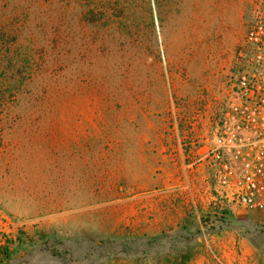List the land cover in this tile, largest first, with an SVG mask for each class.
I'll list each match as a JSON object with an SVG mask.
<instances>
[{
    "label": "rangeland",
    "instance_id": "rangeland-1",
    "mask_svg": "<svg viewBox=\"0 0 264 264\" xmlns=\"http://www.w3.org/2000/svg\"><path fill=\"white\" fill-rule=\"evenodd\" d=\"M256 2L0 0V264H264L198 153Z\"/></svg>",
    "mask_w": 264,
    "mask_h": 264
},
{
    "label": "built area",
    "instance_id": "built-area-1",
    "mask_svg": "<svg viewBox=\"0 0 264 264\" xmlns=\"http://www.w3.org/2000/svg\"><path fill=\"white\" fill-rule=\"evenodd\" d=\"M240 58L216 126L199 148V162L222 202L264 217V0L254 6ZM13 229L0 210V256Z\"/></svg>",
    "mask_w": 264,
    "mask_h": 264
},
{
    "label": "trees",
    "instance_id": "trees-1",
    "mask_svg": "<svg viewBox=\"0 0 264 264\" xmlns=\"http://www.w3.org/2000/svg\"><path fill=\"white\" fill-rule=\"evenodd\" d=\"M84 16H85L86 21L89 22V23H95V22L100 20L99 19L100 17H97V15L92 13L91 11L86 13ZM3 38H4V36L1 37L0 40L3 41ZM102 49H104V47ZM8 52H10V51L8 49H6L5 53L7 54ZM38 66H40V63L38 64L37 61H36V62H32V64H29V66L26 69L31 70V71H36V70L39 69ZM6 72L9 73L8 70H6ZM21 74H22V71L21 70H17V72L14 75L13 79H15V76H17V75L19 76ZM24 83H25V79H24V77H22L20 79V81L18 80V84L15 86L18 91H21V93H22V88L24 86ZM27 87L29 88V98H28V103H27V107H29V110L27 111L28 119H29L30 115H33L35 113V109H33V108L30 109L31 105H34L35 107L39 108L38 104H37V98H39V97H38V93H37V91H38L37 88L38 87L34 88L32 82ZM2 256H3V258L8 257L9 256V250L7 249L4 253H2Z\"/></svg>",
    "mask_w": 264,
    "mask_h": 264
}]
</instances>
